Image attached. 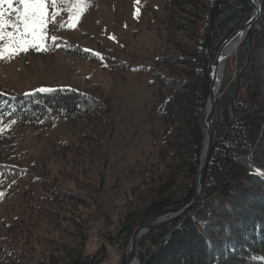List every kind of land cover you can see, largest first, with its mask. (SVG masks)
<instances>
[{
  "label": "trees",
  "instance_id": "16d2710c",
  "mask_svg": "<svg viewBox=\"0 0 264 264\" xmlns=\"http://www.w3.org/2000/svg\"><path fill=\"white\" fill-rule=\"evenodd\" d=\"M258 1L261 14L237 49L234 80L221 85L216 101L213 149L198 202L181 220L141 237V264H264V175L250 174L241 162L264 173V0ZM158 2L153 29L165 33L167 45L154 54V69H139L149 75L153 89L150 117L159 126L154 160L122 177L130 180L138 173L141 182L132 190L146 187L150 202L127 212L118 226L110 224L128 240L139 226L178 212L191 200L210 66L222 43L251 14L245 0ZM71 49L80 57L89 55ZM56 90L17 97L12 115L49 124L57 113L74 124L86 122L85 147L63 145L81 177L74 185L85 188L61 187L72 177L67 174L59 186L40 181L34 203L0 235V264H100L103 258V248L93 255L85 249L91 235L105 238L108 231L106 214L97 225V202L106 180L102 153L113 134L111 104L71 89Z\"/></svg>",
  "mask_w": 264,
  "mask_h": 264
},
{
  "label": "rangeland",
  "instance_id": "374dc122",
  "mask_svg": "<svg viewBox=\"0 0 264 264\" xmlns=\"http://www.w3.org/2000/svg\"><path fill=\"white\" fill-rule=\"evenodd\" d=\"M88 4L74 29L58 30L59 24L67 20V14L61 12L56 16L55 24L49 25V35L58 39L55 46L49 41L50 51H29L10 62L0 61V93H3L0 111L5 113L4 123L18 121L0 133V235L6 225L23 216L28 205L34 203L40 181L59 186L67 174L72 177L61 187L75 191L78 187L85 188L80 183L74 185L76 178L81 181V177L73 170L72 155L63 145L85 147L86 122L78 120L74 124L57 113L51 115L49 124L21 121L12 115L11 107L4 105H11L13 98L40 88L71 89L95 100L107 99L111 104L113 127L112 138L102 153L107 161V168L102 170L106 180L97 202L101 211L97 225L102 223V213L106 214L107 219H103L108 233L105 232V238L91 235L85 253L97 254L103 248L100 264H126L130 238L119 236L118 227H112L121 224L127 212L140 210L150 201L146 187L132 190L141 182L138 173L130 180L122 177L153 162L156 149L153 141L159 129L158 122L150 117L153 93L150 77L139 69H154L153 56L167 45L166 36L163 31L153 29L155 16H160L158 0L138 3L137 0H88ZM137 11L138 17L134 16ZM70 47L89 49L90 54L80 57ZM93 52L103 59L92 55ZM235 58L236 54L225 63L222 84L233 82ZM241 162L250 174H255L248 162ZM199 165L200 156L196 172ZM44 171L49 174L44 176Z\"/></svg>",
  "mask_w": 264,
  "mask_h": 264
},
{
  "label": "snow or ice",
  "instance_id": "6c2138e0",
  "mask_svg": "<svg viewBox=\"0 0 264 264\" xmlns=\"http://www.w3.org/2000/svg\"><path fill=\"white\" fill-rule=\"evenodd\" d=\"M88 7V0H0V61L10 62L29 51H50L49 41L55 46L58 39L49 35V25L55 24L56 16L61 12L66 13L67 20L59 24L58 30L62 31L65 27L71 30L77 26ZM138 15V11L134 13V16L138 17ZM109 38L114 39V37ZM83 51L88 53L89 49ZM91 54L103 59L99 53ZM65 90L70 91V89L60 91ZM36 91L50 93L57 90L40 88ZM29 95L32 93L25 94V96ZM4 120L5 113L0 111V133L18 122L13 119L4 123ZM254 173L264 175L260 170H254Z\"/></svg>",
  "mask_w": 264,
  "mask_h": 264
},
{
  "label": "water",
  "instance_id": "95a60500",
  "mask_svg": "<svg viewBox=\"0 0 264 264\" xmlns=\"http://www.w3.org/2000/svg\"><path fill=\"white\" fill-rule=\"evenodd\" d=\"M245 1L248 4V6L251 8L250 17L245 23H243V25H241L236 31H234L222 43V45L220 46V48L218 49L216 53L214 61L212 62L210 66V74H209L210 89H209V94H208V98L206 101V106H205L204 116H203V129H204L205 139H204V144H203L204 145L203 150L200 155V165H199V168L195 176V182H194L195 187L193 190V196L191 200L187 203V205L183 207L180 211L171 213L164 217H161L157 219L155 222L141 225L133 231L130 237V240H129V247L126 253V264H130L133 261H136L137 264H141L140 259L137 254V242L140 239V237H142L144 234L148 233L151 230L164 227V226H168L178 221L180 218H182L187 212H189L196 205L199 199L203 177H204V174L207 168L210 154L213 149L212 118L214 115L216 101L218 100L220 96L219 94H214L213 85H214L215 73L217 71V67L220 61V57H221V51L228 42L238 37H241V38L243 37L241 41L242 43L247 33L251 29V27L258 21L260 14H261L260 5L257 0L256 1L255 0H245Z\"/></svg>",
  "mask_w": 264,
  "mask_h": 264
},
{
  "label": "bare ground",
  "instance_id": "6f19581e",
  "mask_svg": "<svg viewBox=\"0 0 264 264\" xmlns=\"http://www.w3.org/2000/svg\"><path fill=\"white\" fill-rule=\"evenodd\" d=\"M242 39L243 37L242 38L238 37L236 39H233L223 47L221 51V57H220V61L217 67V71L215 73V79H214V85H213L214 94H218V92L220 91V88L223 82V74L225 70L226 61L236 54L237 49L239 45L241 44ZM130 264H137V262L133 261Z\"/></svg>",
  "mask_w": 264,
  "mask_h": 264
}]
</instances>
